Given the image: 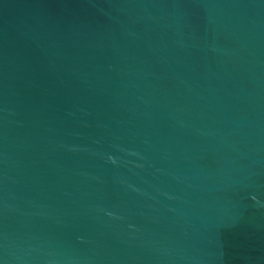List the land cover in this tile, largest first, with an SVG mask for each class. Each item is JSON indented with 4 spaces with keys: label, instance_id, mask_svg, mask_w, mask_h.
Returning <instances> with one entry per match:
<instances>
[{
    "label": "water",
    "instance_id": "water-1",
    "mask_svg": "<svg viewBox=\"0 0 264 264\" xmlns=\"http://www.w3.org/2000/svg\"><path fill=\"white\" fill-rule=\"evenodd\" d=\"M0 264H264V0H0Z\"/></svg>",
    "mask_w": 264,
    "mask_h": 264
}]
</instances>
